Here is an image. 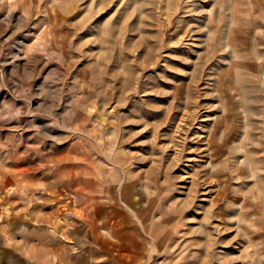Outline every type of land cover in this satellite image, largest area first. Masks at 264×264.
<instances>
[{"label": "rangeland", "instance_id": "rangeland-1", "mask_svg": "<svg viewBox=\"0 0 264 264\" xmlns=\"http://www.w3.org/2000/svg\"><path fill=\"white\" fill-rule=\"evenodd\" d=\"M0 264H264V0H0Z\"/></svg>", "mask_w": 264, "mask_h": 264}]
</instances>
